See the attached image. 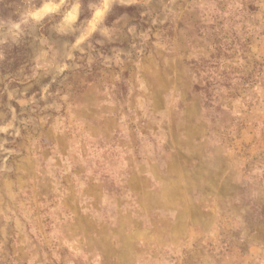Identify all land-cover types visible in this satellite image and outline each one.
<instances>
[{
	"label": "clouds",
	"instance_id": "1",
	"mask_svg": "<svg viewBox=\"0 0 264 264\" xmlns=\"http://www.w3.org/2000/svg\"><path fill=\"white\" fill-rule=\"evenodd\" d=\"M0 264H264V0H0Z\"/></svg>",
	"mask_w": 264,
	"mask_h": 264
}]
</instances>
